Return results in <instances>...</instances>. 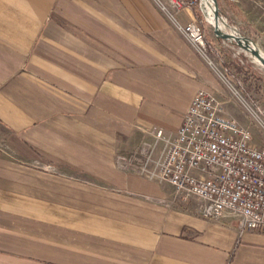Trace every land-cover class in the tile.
<instances>
[{"label":"crops","instance_id":"1","mask_svg":"<svg viewBox=\"0 0 264 264\" xmlns=\"http://www.w3.org/2000/svg\"><path fill=\"white\" fill-rule=\"evenodd\" d=\"M194 47L154 0H0V264H264V233L126 166L221 94Z\"/></svg>","mask_w":264,"mask_h":264},{"label":"built area","instance_id":"2","mask_svg":"<svg viewBox=\"0 0 264 264\" xmlns=\"http://www.w3.org/2000/svg\"><path fill=\"white\" fill-rule=\"evenodd\" d=\"M167 1V7L158 3L160 10L212 64L211 47L197 20L181 25L170 16L195 9L209 23L205 0ZM191 101L175 134L158 128L150 131L153 139L145 146L151 155L161 150L152 179L163 190L172 189L183 204L196 202V214L205 220L218 221L233 215L239 218L241 230L264 233V148L254 144L248 127L226 114L212 88H200Z\"/></svg>","mask_w":264,"mask_h":264},{"label":"rangeland","instance_id":"3","mask_svg":"<svg viewBox=\"0 0 264 264\" xmlns=\"http://www.w3.org/2000/svg\"><path fill=\"white\" fill-rule=\"evenodd\" d=\"M154 2L157 6L158 3H162L167 7L169 1L154 0ZM218 6L220 17L226 24V31H235L243 37H248L264 53V0H218ZM193 12L195 17H190L188 20L190 22L197 20L206 33L207 41L214 47L213 51L211 49L209 51L213 63L208 65L218 72L221 94L214 92L224 104L226 114L236 119L239 124L248 127L253 134L254 144L264 148V68L257 65L236 42L224 40L218 42L214 28L199 11L194 9ZM181 13H172L170 16L177 18ZM214 50L218 51V54ZM236 62L242 64L246 72L238 73L232 66V75L227 76V71L222 64L234 65ZM149 140L141 139L139 150L129 157L133 159L126 162V166L134 175L152 178L158 169L161 150L151 155L150 148L145 146L146 142L149 144L152 142ZM147 162L150 164L147 165ZM144 168L147 171H143ZM189 204L194 206L196 203ZM179 205L183 206L181 203Z\"/></svg>","mask_w":264,"mask_h":264},{"label":"water","instance_id":"4","mask_svg":"<svg viewBox=\"0 0 264 264\" xmlns=\"http://www.w3.org/2000/svg\"><path fill=\"white\" fill-rule=\"evenodd\" d=\"M215 3V19H222L220 17V9L218 6V1L214 0ZM223 21V20H222ZM214 34L217 39L237 43V45L246 53H250L252 57L258 60L261 65L264 67V55L262 51L254 44V42L248 37H243L241 35L236 36L234 33L225 31L223 32L218 25L214 26Z\"/></svg>","mask_w":264,"mask_h":264},{"label":"bare ground","instance_id":"5","mask_svg":"<svg viewBox=\"0 0 264 264\" xmlns=\"http://www.w3.org/2000/svg\"><path fill=\"white\" fill-rule=\"evenodd\" d=\"M205 6H206L207 11H208L209 24L212 26V28H214L215 25H218L219 28L223 32H225L226 31V24L224 23V21H222V19H219V20L215 19V16H214V14H215V3H214V0H205ZM231 33H234L236 36H238V34L235 31H231ZM233 42H235V41L233 40ZM247 54H249L250 57H252L250 53H247ZM263 55H264V53H263ZM252 59L257 65L262 66L261 63L258 60H256L254 57H252Z\"/></svg>","mask_w":264,"mask_h":264},{"label":"trees","instance_id":"6","mask_svg":"<svg viewBox=\"0 0 264 264\" xmlns=\"http://www.w3.org/2000/svg\"><path fill=\"white\" fill-rule=\"evenodd\" d=\"M218 42H221V40L218 39ZM208 44H209V46L211 45V43H209V42H208ZM211 49H212V47H211ZM222 66L226 69L227 76H231L232 75L231 74V68H232V66L235 67V69H236V71L238 73H244V72H246V68L244 66H242V64H240L238 62H236L234 65H232V64L227 65V64L223 63Z\"/></svg>","mask_w":264,"mask_h":264}]
</instances>
